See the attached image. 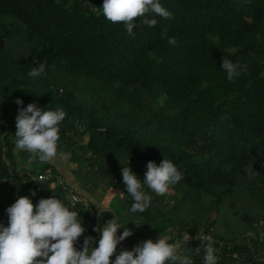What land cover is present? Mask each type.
<instances>
[{"label":"trees","instance_id":"1","mask_svg":"<svg viewBox=\"0 0 264 264\" xmlns=\"http://www.w3.org/2000/svg\"><path fill=\"white\" fill-rule=\"evenodd\" d=\"M159 3L173 18L149 14L156 27L137 18L129 35L123 23L105 18L102 0H0V225L8 226L6 209L18 197H28L35 211L41 198L61 191L50 181L35 191L34 176L47 168L92 195L101 189V195L116 196L123 188L119 214L126 227L134 233L144 228L137 234L147 238L168 236L169 243L176 239L169 228H214L217 219L203 216L225 204L237 218L223 220L221 238L239 235L264 217V0ZM165 29L175 45L162 38ZM225 57L247 65V72L230 82L221 67ZM41 63L45 74L30 77ZM29 103L65 111L58 153L76 164L68 171L74 180L56 163L29 164L30 154L15 148L16 116ZM163 159L183 179L163 196L142 182L150 206L132 213L122 167L143 181L147 162L159 165ZM101 214L111 218V212ZM130 214L140 217L135 231ZM181 238L180 254L197 263L192 253L202 245ZM141 242L132 240L128 250Z\"/></svg>","mask_w":264,"mask_h":264},{"label":"clouds","instance_id":"2","mask_svg":"<svg viewBox=\"0 0 264 264\" xmlns=\"http://www.w3.org/2000/svg\"><path fill=\"white\" fill-rule=\"evenodd\" d=\"M102 14L112 23H123L129 35H133L134 20L142 18V23L149 27H156L157 20L148 18L149 14H156L170 20L173 14L161 6L159 0H103ZM162 38L175 45V37H168L167 30L161 32ZM222 69L227 73L231 82L241 74L247 72V65L233 63L224 58ZM45 74V64L32 68L28 72L30 77ZM18 105L23 101H15ZM66 116L62 109L43 110L35 103L21 107L16 116V132L14 136L15 148L28 152V163L34 160L40 162L53 161L58 155L64 158V153H58L59 124ZM145 178L141 181L129 166L121 169L122 181L127 193L133 198L130 211L144 212L149 206L151 196L142 191L143 185L158 196L165 195L169 187L183 179L173 162L163 159L159 165L148 161ZM43 177H41V180ZM35 195V192L32 193ZM8 226L0 225V264H193L188 256L177 254V245L171 244L164 238L155 242L151 239L137 244L131 251L121 250L116 254L118 242L123 241L133 233L127 227L120 235L117 230L124 224L108 220L102 227L94 226L97 238L86 236L82 249L77 250L74 242L82 235L84 228L78 213L70 211L55 197L41 198L34 205L26 196L18 197L7 209ZM264 236V233H262ZM184 241L190 239L186 232ZM204 264H217L218 257L211 237L207 238ZM130 242V241H129ZM199 254V247L194 249ZM115 255V259L110 258Z\"/></svg>","mask_w":264,"mask_h":264},{"label":"built area","instance_id":"3","mask_svg":"<svg viewBox=\"0 0 264 264\" xmlns=\"http://www.w3.org/2000/svg\"><path fill=\"white\" fill-rule=\"evenodd\" d=\"M27 174L30 177H33L29 172H27ZM41 177H43L42 180ZM34 178L36 179V192L42 189L41 185L46 181H50L51 188L59 185L61 191L59 193H51L47 198L55 197L60 199L64 206L70 211H75L78 213L77 219H81L84 232L75 242L77 244V250L82 249L83 241L86 236L97 238V243H94L93 247L97 246L98 233L93 231V228L94 226L102 227L104 223L110 219L103 217L95 205L92 206L93 203L91 198L75 189L73 185L65 183L61 177L54 176L50 168H47L42 173L34 176ZM37 182H40V184ZM145 190L146 189L142 185V191ZM77 205L79 206V209L75 208ZM81 209L83 210V214L80 213ZM169 231H171L172 234L176 236L175 242L171 244L177 245L179 247V236H181V239L184 240L183 236L187 231L179 232L171 228H169ZM187 233L190 237V239L186 241L187 243L197 242L203 247L200 249L199 254H196L195 251L192 253L195 258L197 256L199 259V261L195 264H204L205 248L208 244V237H211L214 242L212 246L214 249H216L215 255L218 257L217 264H264V236H262V233H264V217L255 220L250 229L232 238H221L212 227L209 228V231L199 230L197 233ZM178 247L177 254L181 255L180 249ZM233 247H237V249L235 251H231L230 249ZM131 250L132 249L128 251ZM245 250L249 251L248 257L245 253H243ZM117 251L118 250L116 248V254ZM225 259H231L233 262L227 263L224 261Z\"/></svg>","mask_w":264,"mask_h":264},{"label":"rangeland","instance_id":"4","mask_svg":"<svg viewBox=\"0 0 264 264\" xmlns=\"http://www.w3.org/2000/svg\"><path fill=\"white\" fill-rule=\"evenodd\" d=\"M103 1V0H102ZM88 138V135L86 134L85 135V140H87ZM64 158H66V156L64 155ZM69 159L67 160L66 159V162H67V166L68 168V171L71 169H74V167L76 166V164L74 163V161L72 159H70V156L68 157ZM49 162H52L54 165H55V159L53 161H49ZM121 189V188H120ZM123 193V188L121 190L118 189V195L116 196H110V193H109V197H107L105 194L104 195V192L102 195H100L99 193H93V195L89 192V195H92V197L94 196L95 200H92L93 202V205H95L96 203H99L101 204L102 206H106L108 208L109 211L112 212L113 214V217L114 215L116 216L115 217V222H118L119 224H124L121 228L124 230V228L126 227V225L128 224L127 222V219L125 220H122L120 218L121 214H119V210L122 208L121 206V195L119 194H122ZM169 200V198L167 197L166 199H163L162 203L165 205V203H167V201ZM158 206H160V203L156 204ZM96 206V205H95ZM233 211V208L228 206L227 204L221 206L219 209H211V211H209L205 216H203L204 219H217V222L214 226V230L219 233V231L217 229L219 228H223V226H225V222L228 220L232 221L234 220L235 218H237V216H235L234 212ZM242 213L239 212V215H241ZM183 213L182 211H179L178 212V217L181 219L183 217ZM207 216V217H206ZM240 216H238L239 218ZM130 218V226H131V229H133L135 231V229L138 227V223L140 222V217L138 215H133V214H130L129 216ZM223 220L225 222H223ZM203 219H202V223H203ZM233 222H236V221H233ZM237 224V222H236ZM201 225V224H200ZM239 225V224H238ZM201 227H203V224L201 225ZM130 229V228H129ZM228 229H232L231 226L228 227ZM144 230V228H143ZM143 230H138V232L135 231V233L132 231V235L129 236V237H126L128 240H130V242L132 240H138V239H141V241H145V240H148V239H151L153 242H155L158 238H164L166 239V241L168 240V236H161V237H156L155 239L154 238H147L146 236H143V235H140V234H137L139 232L143 233ZM223 230V229H222ZM146 232V231H145ZM179 248V247H178ZM130 250V249H129Z\"/></svg>","mask_w":264,"mask_h":264},{"label":"crops","instance_id":"5","mask_svg":"<svg viewBox=\"0 0 264 264\" xmlns=\"http://www.w3.org/2000/svg\"><path fill=\"white\" fill-rule=\"evenodd\" d=\"M56 165L58 166L57 167V169L59 170V171H61L64 175H66V177H68V179L70 180V181H72V180H74L73 179V176L68 172V169H66V168H68V166H67V162H66V159L65 158H61V157H59L58 159H56ZM78 185H76V188H77V190H79V191H81V192H83L84 194H86L87 196H89L90 198H91V200H95L94 198V196L92 197V195H89V193L88 192H86V191H84V190H82V188H80V186L79 187H77ZM122 189V188H121ZM121 189H119V190H121ZM99 193H102V190L101 189H99ZM101 195V194H100ZM107 197H109V194H107L106 195ZM111 196V195H110ZM96 205V207H97V209L99 210V211H101V212H103V211H108V212H111V211H109L108 210V208L106 207V206H102L101 204H99V203H96L95 204ZM115 215H114V217H113V214H112V212H111V218H110V220L111 219H115ZM117 235H120V233L119 232H117ZM129 241L130 240H128L127 238H125L123 241H121V242H118V244H117V254H119V252L121 251V250H128V243H129ZM115 259V256L114 257H111L110 258V261L111 260H114Z\"/></svg>","mask_w":264,"mask_h":264},{"label":"water","instance_id":"6","mask_svg":"<svg viewBox=\"0 0 264 264\" xmlns=\"http://www.w3.org/2000/svg\"><path fill=\"white\" fill-rule=\"evenodd\" d=\"M3 43H4V40H2V41L0 42V46L3 45Z\"/></svg>","mask_w":264,"mask_h":264}]
</instances>
